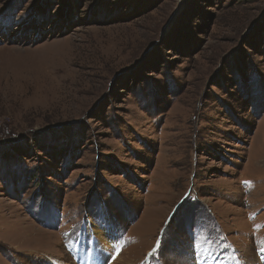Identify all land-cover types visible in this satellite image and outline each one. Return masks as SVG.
<instances>
[{"label": "rangeland", "instance_id": "rangeland-1", "mask_svg": "<svg viewBox=\"0 0 264 264\" xmlns=\"http://www.w3.org/2000/svg\"><path fill=\"white\" fill-rule=\"evenodd\" d=\"M0 65V264H261L264 0H0Z\"/></svg>", "mask_w": 264, "mask_h": 264}, {"label": "bare ground", "instance_id": "bare-ground-1", "mask_svg": "<svg viewBox=\"0 0 264 264\" xmlns=\"http://www.w3.org/2000/svg\"><path fill=\"white\" fill-rule=\"evenodd\" d=\"M1 66V65H0ZM17 93V92H16ZM3 99V98H2ZM155 222H158L156 219H152ZM151 224H153V222L151 221ZM157 225H154V228H156Z\"/></svg>", "mask_w": 264, "mask_h": 264}]
</instances>
